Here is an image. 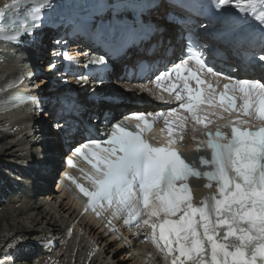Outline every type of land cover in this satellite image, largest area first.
<instances>
[{"label": "snow or ice", "instance_id": "snow-or-ice-1", "mask_svg": "<svg viewBox=\"0 0 264 264\" xmlns=\"http://www.w3.org/2000/svg\"><path fill=\"white\" fill-rule=\"evenodd\" d=\"M182 7L186 16L179 23L188 33L187 51L182 49L149 81L159 90V100L178 106L130 113L113 123L104 138L74 147L67 164L76 167L74 158L85 162L88 167L79 172L87 186L68 174L65 179L86 198L85 211L98 217L108 213L111 231H118L114 219L137 232L145 229L143 239L163 264H264V0H190ZM55 8L54 0L5 3L0 42L41 44L39 31ZM142 8L135 0H94L88 16L94 25L91 35L115 52L148 39L150 23L138 15L132 22L121 18L127 10L139 13ZM109 11L111 18L104 20ZM221 48L238 58L229 72L212 62ZM53 55L72 59L67 52ZM88 64L106 67L103 56ZM50 69H56L55 63ZM240 72L252 78L233 75ZM87 79L80 75L77 83ZM160 121L157 138L151 131ZM54 127L60 132L66 125L58 120ZM188 132L193 140L197 133L204 137L196 150L207 149L209 155L198 162L184 156ZM10 241L0 244V264H17L15 253L27 242L24 233ZM37 243L47 247L51 241Z\"/></svg>", "mask_w": 264, "mask_h": 264}, {"label": "bare ground", "instance_id": "bare-ground-1", "mask_svg": "<svg viewBox=\"0 0 264 264\" xmlns=\"http://www.w3.org/2000/svg\"><path fill=\"white\" fill-rule=\"evenodd\" d=\"M7 1L0 0V6ZM44 63L38 61L37 67H42ZM28 65H32L29 53L0 44V86L7 79L27 71ZM40 81L41 78L37 81L27 80L29 84L25 85V90ZM30 92L32 96L45 95L44 90L36 92L30 89ZM31 112L0 110V244L5 239L11 242L10 237L24 233L27 242L15 253L17 264H73L72 259L66 258V246L50 251L31 245L34 240L56 237L60 231L56 215L64 213L63 207L55 202L53 192L43 193L40 183L30 179L35 177L33 159L45 153L39 141L43 124L49 123L45 114L36 117L28 115ZM52 150L48 177L54 175L60 165L56 158L61 149L55 144ZM30 185H34L35 191ZM107 264L127 263L114 254Z\"/></svg>", "mask_w": 264, "mask_h": 264}, {"label": "rangeland", "instance_id": "rangeland-1", "mask_svg": "<svg viewBox=\"0 0 264 264\" xmlns=\"http://www.w3.org/2000/svg\"><path fill=\"white\" fill-rule=\"evenodd\" d=\"M37 81V80H36Z\"/></svg>", "mask_w": 264, "mask_h": 264}]
</instances>
